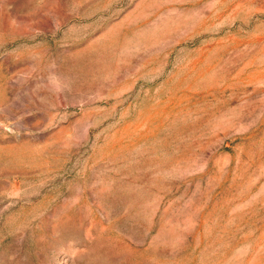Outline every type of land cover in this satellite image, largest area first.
<instances>
[{
  "label": "rangeland",
  "instance_id": "obj_1",
  "mask_svg": "<svg viewBox=\"0 0 264 264\" xmlns=\"http://www.w3.org/2000/svg\"><path fill=\"white\" fill-rule=\"evenodd\" d=\"M0 264H264V0H0Z\"/></svg>",
  "mask_w": 264,
  "mask_h": 264
}]
</instances>
